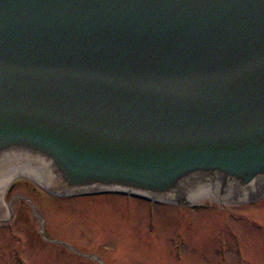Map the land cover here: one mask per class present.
Segmentation results:
<instances>
[{
  "label": "water",
  "instance_id": "water-1",
  "mask_svg": "<svg viewBox=\"0 0 264 264\" xmlns=\"http://www.w3.org/2000/svg\"><path fill=\"white\" fill-rule=\"evenodd\" d=\"M187 203L264 191V0H0V179Z\"/></svg>",
  "mask_w": 264,
  "mask_h": 264
},
{
  "label": "rangeland",
  "instance_id": "rangeland-1",
  "mask_svg": "<svg viewBox=\"0 0 264 264\" xmlns=\"http://www.w3.org/2000/svg\"><path fill=\"white\" fill-rule=\"evenodd\" d=\"M0 215V264H264V191L152 204L115 193L57 196L21 176Z\"/></svg>",
  "mask_w": 264,
  "mask_h": 264
},
{
  "label": "bare ground",
  "instance_id": "bare-ground-1",
  "mask_svg": "<svg viewBox=\"0 0 264 264\" xmlns=\"http://www.w3.org/2000/svg\"><path fill=\"white\" fill-rule=\"evenodd\" d=\"M21 176L31 178L42 185H44V181L46 180L42 170L38 167H32L31 165H25L23 167L16 168L15 170L5 173L4 176H2L0 179V203H3L4 195L9 184L15 178ZM222 194L226 197H232L231 196L232 194L228 193L225 190L213 191L209 188V189H203L197 194L192 195L189 199L190 200L189 202L192 204L206 197L222 199L223 198Z\"/></svg>",
  "mask_w": 264,
  "mask_h": 264
}]
</instances>
